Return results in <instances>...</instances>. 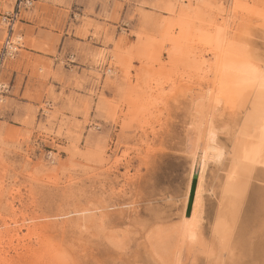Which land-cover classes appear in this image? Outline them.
<instances>
[{
    "label": "rangeland",
    "instance_id": "rangeland-1",
    "mask_svg": "<svg viewBox=\"0 0 264 264\" xmlns=\"http://www.w3.org/2000/svg\"><path fill=\"white\" fill-rule=\"evenodd\" d=\"M14 1L0 0V49ZM111 1L35 0L15 24L22 43L0 102V264H72L90 234L113 264L206 260L173 228L211 122L225 153L205 168V230H264V157L250 166L238 147L260 115L264 0Z\"/></svg>",
    "mask_w": 264,
    "mask_h": 264
},
{
    "label": "bare ground",
    "instance_id": "bare-ground-1",
    "mask_svg": "<svg viewBox=\"0 0 264 264\" xmlns=\"http://www.w3.org/2000/svg\"><path fill=\"white\" fill-rule=\"evenodd\" d=\"M211 41L213 44V48H215L216 50H219L221 47V44H223L221 32L217 31V33L213 37H211ZM3 42H2V45H3ZM218 52L219 51H217V53ZM216 55L220 56L219 53ZM216 60H218V59H216ZM219 60H221V59H219ZM216 62H218V61H216ZM218 64H220V62ZM252 64H254V63L252 62ZM250 66L253 67V65H250ZM258 66L260 67V68L258 67L259 68L258 72H260V70H264V64L263 65L261 64ZM255 70H256V68H255ZM262 73H264V72H262ZM261 84H262V82H261ZM263 85H261V86H263ZM252 88L254 89L255 87H252ZM257 89H259V88H257ZM257 89H255V92L252 94H253V98L257 101V104L254 106V110L259 112L260 115L259 116H258V114L255 115L256 119H254V121L250 124L251 125L250 131H248L247 133H242L241 135L239 134V136H238L239 152L240 153L243 152L244 154H246L245 157L248 159L250 166L254 165V162L256 160L255 158L257 157L258 153L259 154L261 153L264 157V130L261 131L262 130L261 127L262 126L264 127V121L262 120V119H264V91H262L264 89L263 88H261L262 90H257ZM243 90L245 91V88H243ZM244 96H245V93H244ZM244 96L242 95V97H244ZM230 98H231V95H230ZM233 101H235V99H233ZM231 103H232V101H231ZM226 104L227 103H225L224 106H226ZM211 114H213V113H211ZM202 116L204 117L203 114H202ZM199 117H201V115H199ZM243 117H245V116H243ZM243 117H242V119H243ZM201 120L202 119H200V123H199L200 125L202 124ZM243 120H245V119H243ZM209 121H211V120L209 119ZM211 123H214V122H211ZM211 123L209 125V128H207V130H206V132L208 131V136L207 137L205 136V135H207L206 132H205L206 134H204L206 139L204 140L205 142H202V144H204V145L201 148V150H199L200 148L197 147L192 151V154L190 153L191 154V159H190L191 161H190V169H189V184L187 185L186 192H185V195L183 198V202L181 203L182 205H181L180 213H179V217H180L179 221L174 225V228H173V230L176 233L175 236H178L179 241H181V242H188V243H194V244L197 243L200 245L201 254L204 253L207 256V259L204 261L202 260L199 264H263L262 245H261V242H259V240H261V236L264 235L263 228L255 231V232L253 231L251 233L250 232L248 233L247 230L236 231L235 229L229 228L227 225H224L221 222H217L212 233H207L205 230V226L203 224L204 222H203V218H202V215H203L202 212H203V208H204L203 207L202 192H203V187H204L203 177H204L205 168H206V165H207V163L211 157L215 158L217 161V160H220L222 155L225 153L224 150H222V149H220V147L216 146V143H215L216 134L214 135V133H216L214 130L215 127L213 125H211ZM199 124H198V126H200ZM207 127H208V125H207ZM221 128H223V127H221ZM224 128H226V127H224ZM195 130H197V127L195 128ZM200 130H201V128H200ZM197 136L198 135H196V137ZM193 144H195V143H193ZM221 148H223V147H221ZM197 150L200 151V153ZM231 160L235 161L236 159H231ZM247 163L248 162H243V164H245V165H247ZM250 166L248 168V165H247L248 177H250V175H249L250 173L253 174V169L251 170ZM241 169H242L241 167H240V170L235 169L236 173H237L236 176L239 177L238 179L243 180L245 177L243 176L242 173H240ZM195 172H198V175H197V181H196V187H195L194 198H193V202H192V206H191V211H190L189 216H186V215L184 216V212L186 210L187 203H188L191 181H192V178H193V175ZM233 172H234V170H233ZM240 174H241V177H240ZM101 215L102 214H100V217H101ZM92 217H93V214H88L85 216L84 221L88 226H91V221H93ZM74 221H75V219H74ZM85 223H84V225H85ZM120 224H121V221L119 219L113 218V220L108 223V226L118 227ZM87 225H85V226L88 227ZM104 225H101V223H100L99 224V227H100L99 230H101L102 226H104ZM93 234L96 235V232ZM93 237L94 236L92 234L87 235V238H85V242L82 243L81 245H78L76 242L73 243L72 251L75 254V256L73 258L72 264H80L79 261L81 260V258H82L81 264H113L112 259L109 262L105 260L106 258L104 259V257L110 253L108 251L110 249L103 244L102 239L100 240V238L97 237L96 241L94 242ZM180 248H181V246H180ZM78 249L81 251V258H79V255H77ZM161 261L163 264H178V261H174V260H163L162 259ZM116 264H118V263H116ZM119 264H121V263H119Z\"/></svg>",
    "mask_w": 264,
    "mask_h": 264
},
{
    "label": "built area",
    "instance_id": "built-area-1",
    "mask_svg": "<svg viewBox=\"0 0 264 264\" xmlns=\"http://www.w3.org/2000/svg\"><path fill=\"white\" fill-rule=\"evenodd\" d=\"M35 0H15L12 10L2 15V20L6 26V36L0 49V102L7 95L10 87L4 83L2 72L5 63L14 57L21 48V34L15 30V24L20 20L22 11L32 7Z\"/></svg>",
    "mask_w": 264,
    "mask_h": 264
},
{
    "label": "water",
    "instance_id": "water-1",
    "mask_svg": "<svg viewBox=\"0 0 264 264\" xmlns=\"http://www.w3.org/2000/svg\"><path fill=\"white\" fill-rule=\"evenodd\" d=\"M197 175L198 172H195L191 181V186H190V193H189V198H188V203L186 207V216H189L190 211H191V206L194 198V193H195V187H196V181H197Z\"/></svg>",
    "mask_w": 264,
    "mask_h": 264
},
{
    "label": "crops",
    "instance_id": "crops-1",
    "mask_svg": "<svg viewBox=\"0 0 264 264\" xmlns=\"http://www.w3.org/2000/svg\"><path fill=\"white\" fill-rule=\"evenodd\" d=\"M87 1L90 2V0H87ZM110 1H111V0H110ZM115 1H116V0L111 1V2H109V4H110V5H112V4L114 5ZM99 2H100V1H92L91 3H93L94 5H99V4H100ZM85 5H87V4H85ZM84 7H85V6H84ZM101 9H102V6H97V7H96V11H94V12H92V13H91V12H88V16L91 17V18H92V17H93V18H97V14L100 13ZM86 10H87V9H86ZM86 10H85V8H83V9L81 10V11H82L81 13H83V12L86 13ZM68 90H69V89H68Z\"/></svg>",
    "mask_w": 264,
    "mask_h": 264
}]
</instances>
